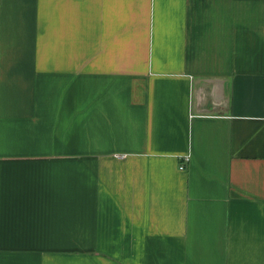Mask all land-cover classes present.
Here are the masks:
<instances>
[{"label":"crops","instance_id":"0c3cea01","mask_svg":"<svg viewBox=\"0 0 264 264\" xmlns=\"http://www.w3.org/2000/svg\"><path fill=\"white\" fill-rule=\"evenodd\" d=\"M0 264H264V0H0Z\"/></svg>","mask_w":264,"mask_h":264},{"label":"built area","instance_id":"2783aa9c","mask_svg":"<svg viewBox=\"0 0 264 264\" xmlns=\"http://www.w3.org/2000/svg\"><path fill=\"white\" fill-rule=\"evenodd\" d=\"M189 161L188 156H185L183 159V162L180 163L179 165V169H184L185 168V164Z\"/></svg>","mask_w":264,"mask_h":264}]
</instances>
